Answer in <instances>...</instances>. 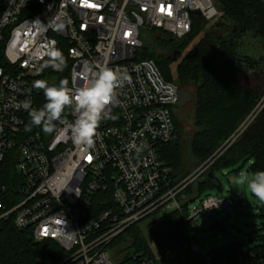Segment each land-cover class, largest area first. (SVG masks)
<instances>
[{"label":"built area","instance_id":"obj_1","mask_svg":"<svg viewBox=\"0 0 264 264\" xmlns=\"http://www.w3.org/2000/svg\"><path fill=\"white\" fill-rule=\"evenodd\" d=\"M194 15L213 23L220 12L214 0H0V228L11 220L38 241L57 242L67 252L59 264H169L168 246L128 254L119 238L134 225L176 212L188 240L175 242L173 250L214 264L210 249L191 237L189 223L243 197L208 195L190 209L186 190L211 162L174 179L163 150L177 137L180 90L153 59L137 57L146 30L183 39ZM63 40L72 94L103 67L129 77L115 90L116 103L106 107L95 145L87 150L72 141V107L51 133L32 125L29 116L44 105L42 89L33 84L43 80L46 52ZM25 101L31 109L18 107ZM251 247L245 245L249 254L241 260L264 264V251Z\"/></svg>","mask_w":264,"mask_h":264},{"label":"trees","instance_id":"obj_2","mask_svg":"<svg viewBox=\"0 0 264 264\" xmlns=\"http://www.w3.org/2000/svg\"><path fill=\"white\" fill-rule=\"evenodd\" d=\"M214 1L220 15L212 24L202 15H194L192 32L186 40H176L158 29L146 30L142 36L143 46L137 51L138 58L153 59L166 80L182 89L194 88L196 103L190 140L196 165L224 144H230L217 160L218 164L188 186L186 191L191 202L208 187L216 188L210 171L216 175V170L250 158L254 161L255 172L264 171V6L260 0ZM147 34L152 44L145 42ZM195 38L197 41L179 61L174 77L171 70L173 51L183 52ZM174 42L178 45L173 46ZM164 48L168 51H158ZM57 49L63 52L66 66L63 71L51 67L42 69V78L49 86H59L62 79L68 83L70 80L72 63L67 54V42L63 40ZM42 95L45 103L43 90ZM175 122L177 137L164 147L163 156L174 179L179 181L192 170L182 161L184 133L177 112ZM177 217L174 212L153 220L147 227L149 234L138 225L130 227L119 238L124 243V251L131 254L148 252L151 245L159 249L168 246L169 264H201L193 260L191 252L173 250L175 242L188 240ZM245 245V242L234 240L211 248L213 263L245 264L240 257L249 254L244 251ZM250 250L264 251V244L252 246ZM66 256L67 252L57 242L38 241L29 230L18 229L11 220L1 223L2 264H59Z\"/></svg>","mask_w":264,"mask_h":264},{"label":"rangeland","instance_id":"obj_3","mask_svg":"<svg viewBox=\"0 0 264 264\" xmlns=\"http://www.w3.org/2000/svg\"><path fill=\"white\" fill-rule=\"evenodd\" d=\"M200 35H202V33ZM188 36L183 39L176 38V40H186L189 38ZM150 37L151 36L148 34L144 37L145 42L148 44H152L149 40ZM197 38L189 41L188 47L182 52L179 61L187 54L190 47L195 44ZM177 45V42H174L173 46ZM158 51L167 52L168 49H158ZM179 61H174L171 64L174 77L176 76V69ZM179 90L181 101L178 105L177 114L184 133L182 142L185 152L182 161L187 162L189 168L192 170L191 173L207 161L211 162L209 167L210 170L230 144L227 146H224V144V148H222V146L213 155L196 165L197 160L192 153L190 140V134L194 124L196 96L193 87H187L185 89L179 88ZM253 163L254 161L251 158L243 159L229 164L220 170H216V176H218L223 183V195H240L243 199L241 203L230 209L221 207L211 211H203L199 217L189 223V233L200 245L205 246L207 249H211L228 244L234 240L245 242L246 246L249 244L252 246L264 244V201H260L250 192L247 187V182L244 184L237 183L245 174L251 178V175L255 173ZM216 194H218L216 188L208 187L201 196L190 203V209L199 207L202 199H205L208 195ZM141 227L145 233L149 234L147 230L148 224Z\"/></svg>","mask_w":264,"mask_h":264},{"label":"clouds","instance_id":"obj_4","mask_svg":"<svg viewBox=\"0 0 264 264\" xmlns=\"http://www.w3.org/2000/svg\"><path fill=\"white\" fill-rule=\"evenodd\" d=\"M54 45V42H53ZM49 57L42 68L51 67L63 71L66 59L63 52L54 46L46 52ZM129 80L126 72L103 67L88 83L76 90L74 94L68 88V81L62 79L59 86H49L45 80L37 79L33 87L42 89L46 102L39 110L31 109L28 101L18 105L29 110L31 124L41 126L45 133L54 130V122L60 121L66 107H72L77 118L70 125L72 141L77 147L85 150L94 147L98 137L97 129L105 109L108 105L116 103V89L124 81ZM26 130H31L26 127ZM247 182L250 192L260 201H264V171H257L251 178L245 174L237 181L239 184Z\"/></svg>","mask_w":264,"mask_h":264},{"label":"water","instance_id":"obj_5","mask_svg":"<svg viewBox=\"0 0 264 264\" xmlns=\"http://www.w3.org/2000/svg\"><path fill=\"white\" fill-rule=\"evenodd\" d=\"M194 13L200 14L201 11L200 10H196V11H194ZM181 55H182V52L180 50H178V49L174 50L173 51V55H172L173 61H175V62L179 61ZM209 176L213 180L216 181V183H217L216 189H217L218 193L219 194H223L224 193V187H223V183L221 182L220 178L218 176H216L213 171L209 172Z\"/></svg>","mask_w":264,"mask_h":264},{"label":"snow or ice","instance_id":"obj_6","mask_svg":"<svg viewBox=\"0 0 264 264\" xmlns=\"http://www.w3.org/2000/svg\"><path fill=\"white\" fill-rule=\"evenodd\" d=\"M93 6H95V5H93ZM90 159V158H89Z\"/></svg>","mask_w":264,"mask_h":264}]
</instances>
